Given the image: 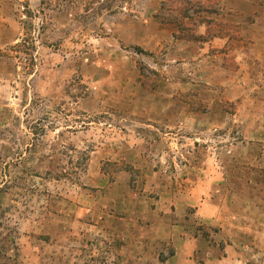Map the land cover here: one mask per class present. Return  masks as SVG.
<instances>
[{
	"label": "rangeland",
	"instance_id": "1",
	"mask_svg": "<svg viewBox=\"0 0 264 264\" xmlns=\"http://www.w3.org/2000/svg\"><path fill=\"white\" fill-rule=\"evenodd\" d=\"M176 6L0 0V264H264V0Z\"/></svg>",
	"mask_w": 264,
	"mask_h": 264
},
{
	"label": "trees",
	"instance_id": "2",
	"mask_svg": "<svg viewBox=\"0 0 264 264\" xmlns=\"http://www.w3.org/2000/svg\"><path fill=\"white\" fill-rule=\"evenodd\" d=\"M179 1V6L180 3H187L190 4V7L187 8V6L185 8L186 11L187 10H192L195 13H199L201 11L204 12H210L212 14H219L218 10L216 9L215 5L219 4L220 1H230V0H178ZM179 6H176V8L174 9H165L164 7L161 9V11H159V15H166V17L173 19L174 21L179 20L181 17H188L190 18L189 15H183L182 13V8H179ZM226 15H231L229 12H225ZM200 17H196L194 19V22H198L200 21ZM217 18L214 19H210L209 23H214V21H216ZM213 25H217L216 23H214Z\"/></svg>",
	"mask_w": 264,
	"mask_h": 264
}]
</instances>
